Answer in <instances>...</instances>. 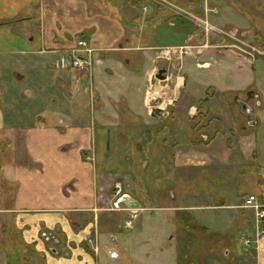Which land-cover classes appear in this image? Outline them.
<instances>
[{"label":"crops","instance_id":"1","mask_svg":"<svg viewBox=\"0 0 264 264\" xmlns=\"http://www.w3.org/2000/svg\"><path fill=\"white\" fill-rule=\"evenodd\" d=\"M200 4L218 11L216 1ZM225 7L208 14L212 23L248 22L240 0ZM188 23L150 0H0V264H21L26 247L40 264H189L175 236L194 230L184 216L227 207L194 201L217 198V179L238 185L231 172L258 165L264 59L194 41ZM79 40L91 50L78 53L91 58L88 69L72 65ZM160 69L165 79L156 77ZM150 85L164 103L147 100ZM201 109L208 121L198 125ZM260 172L243 182L229 219L203 229L218 236L241 223L256 238L254 214L247 221L233 211L245 210L244 196L264 184ZM117 185L150 208L130 229L122 222L129 213L111 210ZM94 219L106 247L98 257L81 244ZM45 232L68 241L56 238L44 252ZM235 246L224 244V255ZM247 248L264 264V236Z\"/></svg>","mask_w":264,"mask_h":264},{"label":"rangeland","instance_id":"2","mask_svg":"<svg viewBox=\"0 0 264 264\" xmlns=\"http://www.w3.org/2000/svg\"><path fill=\"white\" fill-rule=\"evenodd\" d=\"M212 1H216L218 3V7L215 8L218 10L217 12L212 11L208 7V9L204 11L200 4L201 0H176L177 3H186V15L188 17H185L186 20L190 22V24H188L192 28L193 33H195L196 35L194 41L201 40L202 42L206 43L212 42L214 44H222L224 46L229 47L234 46V49L238 50L246 56H249L250 58L255 59L257 57H262L264 59V0H240L243 8L239 7V9L249 12L251 13V15H246L245 19H247L248 22L245 24L238 25L237 29H232L229 25L225 23V21L218 22V24H214L211 22V18H209L210 16L208 17V14H223L226 8V0ZM201 10L204 11L203 16L201 15L203 13L201 12ZM190 12L192 13L190 14ZM193 16H202L200 18L207 19L216 28V30L213 32L206 31L204 28L194 23L191 18H189ZM165 27H167L165 29L169 28L167 25ZM223 32H227L232 36H229V34ZM231 99L232 101H234L233 97H231ZM162 103H164L163 100L157 103V105H160ZM201 111H203V114L201 113L199 115L200 120L197 121L198 125L208 121L206 120L208 118V114L205 109H201ZM204 126L206 125H202L203 128ZM202 133L204 132L202 131ZM256 134L258 136L259 142L256 164L260 166L255 165L252 167L248 163H244L243 166H239L238 169H235L233 173L231 172V175L234 177L233 179H236L235 181L243 180L244 182L248 179V176L251 172L258 171L260 169L262 172L260 173L264 175V115H262L261 122ZM230 145H232L231 142L229 143V147ZM243 182L236 185V182L234 181H224V179L219 178L211 186V188L213 189V191H215L216 194L220 196L226 195L224 196V198H220V196H216L217 198H212V195H209V197L204 198V200L202 201H194L195 203H210L211 205H222V202H224V206L226 205L227 207H213L205 214V216L202 213H199V218L195 216L194 213L193 216H184L183 220H186L187 224L190 223V226L194 228V230L186 229L185 227H183L185 228L184 236H180L182 234V232L180 233V231L178 233L175 232L176 235H174L176 236V238H181V241H179L178 246L179 251H177L182 252L184 259H186V263L191 264V262H188L190 261V259H193L191 257L197 258L198 256H201L203 257V260L205 259L204 261H206L208 264H210L211 258L212 260H216L217 264H256V256L255 253L252 251L253 249L247 248L242 238L244 236L250 235V233L244 230V227L240 226L241 223H237L231 226L229 231H227L226 233L224 232L223 235L217 234L218 236L214 235L212 232H209L207 229H203L204 227L200 225L206 224L212 226V219H218L221 222L226 220V218L229 219V215L231 214L232 209L228 206L241 204L242 202L243 190L241 188L244 185ZM114 195L115 199L114 204L111 205V210L129 213L128 217H125L122 221L124 228H127L128 222H132V225H134V219L136 218L137 213L145 212L150 209L146 206H141V208L135 209L128 208L125 203H119L124 195L122 196L121 194L120 196H117L116 190H114ZM233 212L238 213L241 217V220H253V213L248 209H239L238 211ZM93 222L94 223L92 229L82 236L81 244L85 246L93 255L98 257L106 249V247L102 239V233L99 229L97 219H94ZM138 223L140 224L141 220L138 221ZM223 223H220L219 226L222 227L224 225ZM201 229L204 231H202ZM43 234H45L42 237L46 245L44 252H49L48 246H54V240L56 238H58L61 242H64L65 244L68 241L67 237L64 236L62 233L56 234L54 232H45ZM220 238L225 241L220 242L222 245L214 247L215 242H219ZM227 242L233 243L236 246L235 248H229V252H227L228 254L224 255V250L226 248L223 246L224 244H227ZM108 243L109 244L107 245L111 247L113 244L111 238H109ZM138 244L139 243L136 241V243L133 244V247L136 248ZM38 254L39 253L33 248L26 247L20 249L21 264H40V262L38 261L39 259H36ZM182 259L181 262L183 263L184 260Z\"/></svg>","mask_w":264,"mask_h":264},{"label":"built area","instance_id":"3","mask_svg":"<svg viewBox=\"0 0 264 264\" xmlns=\"http://www.w3.org/2000/svg\"><path fill=\"white\" fill-rule=\"evenodd\" d=\"M152 3L162 5L172 11H174L176 14H181L186 17V11L180 7H178L172 0H150ZM191 18L194 23L198 24L202 28H204L206 31H215L216 28L207 20L202 19L197 16L189 17ZM226 34H229L227 32H223ZM229 36H232L229 34ZM80 52H88L90 53L91 50L88 49V43L84 40H79L77 42V50L71 52L72 65L74 68L79 69H88L91 67L92 62L90 57H82L78 55ZM146 98L151 103V105L155 106V103H158L161 96L159 91L154 89L153 85H150L147 92H146ZM123 192L122 186L117 185L116 187V194L117 196H120ZM242 208L248 209L253 212L254 214V220L256 225V238H253L251 236H244L243 241L245 246L251 247L254 242H258L263 236H264V184H262L257 190L247 193L243 198ZM132 227V222L127 223V228Z\"/></svg>","mask_w":264,"mask_h":264},{"label":"water","instance_id":"4","mask_svg":"<svg viewBox=\"0 0 264 264\" xmlns=\"http://www.w3.org/2000/svg\"><path fill=\"white\" fill-rule=\"evenodd\" d=\"M165 72H166L165 69H160L158 74L156 75V77L158 79H165ZM239 103H240V105L242 107V111L245 113V115H249V113L251 111V109H250L251 107L243 101H239ZM153 112H154V114H157V113L160 114L162 111H161V109L157 108ZM120 202L125 203L130 208H141V206H142L139 202H137L135 199H133L129 196H123L121 198Z\"/></svg>","mask_w":264,"mask_h":264},{"label":"trees","instance_id":"5","mask_svg":"<svg viewBox=\"0 0 264 264\" xmlns=\"http://www.w3.org/2000/svg\"><path fill=\"white\" fill-rule=\"evenodd\" d=\"M199 1H200V0H199ZM201 1H203V0H201ZM204 106H205V102L203 103V107H204ZM206 112H207V111H206ZM201 113L203 114V112H202V111L200 112V114H201Z\"/></svg>","mask_w":264,"mask_h":264}]
</instances>
